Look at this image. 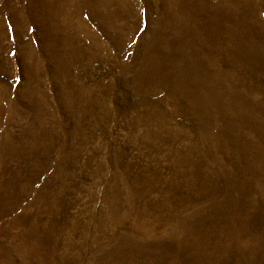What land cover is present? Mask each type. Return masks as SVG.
I'll use <instances>...</instances> for the list:
<instances>
[{"label": "rangeland", "instance_id": "rangeland-1", "mask_svg": "<svg viewBox=\"0 0 264 264\" xmlns=\"http://www.w3.org/2000/svg\"><path fill=\"white\" fill-rule=\"evenodd\" d=\"M0 264H264V0H0Z\"/></svg>", "mask_w": 264, "mask_h": 264}]
</instances>
